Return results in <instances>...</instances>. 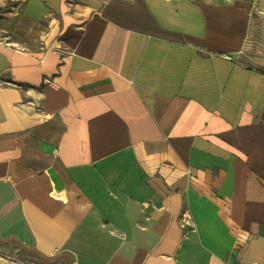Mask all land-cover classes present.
<instances>
[{
  "label": "crops",
  "instance_id": "1",
  "mask_svg": "<svg viewBox=\"0 0 264 264\" xmlns=\"http://www.w3.org/2000/svg\"><path fill=\"white\" fill-rule=\"evenodd\" d=\"M19 247L264 264V0H0V264Z\"/></svg>",
  "mask_w": 264,
  "mask_h": 264
},
{
  "label": "rangeland",
  "instance_id": "2",
  "mask_svg": "<svg viewBox=\"0 0 264 264\" xmlns=\"http://www.w3.org/2000/svg\"><path fill=\"white\" fill-rule=\"evenodd\" d=\"M8 252L11 257L18 259V264H56L54 260L52 261L42 254L27 248H8Z\"/></svg>",
  "mask_w": 264,
  "mask_h": 264
},
{
  "label": "built area",
  "instance_id": "3",
  "mask_svg": "<svg viewBox=\"0 0 264 264\" xmlns=\"http://www.w3.org/2000/svg\"><path fill=\"white\" fill-rule=\"evenodd\" d=\"M228 58H231V57L228 56ZM184 223H185L186 225H189V226H192V227L195 226L194 223L192 222V220L189 219V218H188V219H185Z\"/></svg>",
  "mask_w": 264,
  "mask_h": 264
},
{
  "label": "trees",
  "instance_id": "4",
  "mask_svg": "<svg viewBox=\"0 0 264 264\" xmlns=\"http://www.w3.org/2000/svg\"><path fill=\"white\" fill-rule=\"evenodd\" d=\"M36 252H38V251H36Z\"/></svg>",
  "mask_w": 264,
  "mask_h": 264
}]
</instances>
